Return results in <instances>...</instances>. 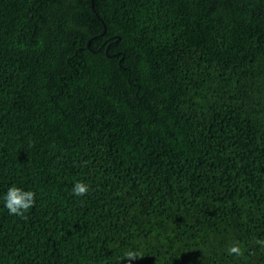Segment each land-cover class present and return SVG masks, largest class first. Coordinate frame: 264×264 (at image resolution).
<instances>
[{"label": "trees", "instance_id": "1", "mask_svg": "<svg viewBox=\"0 0 264 264\" xmlns=\"http://www.w3.org/2000/svg\"><path fill=\"white\" fill-rule=\"evenodd\" d=\"M257 239L264 0H0V264H264Z\"/></svg>", "mask_w": 264, "mask_h": 264}, {"label": "clouds", "instance_id": "2", "mask_svg": "<svg viewBox=\"0 0 264 264\" xmlns=\"http://www.w3.org/2000/svg\"><path fill=\"white\" fill-rule=\"evenodd\" d=\"M90 191V185L83 181H76L73 185L72 193L74 196L83 197ZM36 193L26 191L20 187L12 186L8 189L4 197V206L10 215L25 217V214L35 205ZM255 244L264 250V239L255 240ZM245 249H242L239 241L233 242L227 249L228 255L243 257ZM129 260L138 257V254L133 251L126 253Z\"/></svg>", "mask_w": 264, "mask_h": 264}, {"label": "water", "instance_id": "3", "mask_svg": "<svg viewBox=\"0 0 264 264\" xmlns=\"http://www.w3.org/2000/svg\"><path fill=\"white\" fill-rule=\"evenodd\" d=\"M92 7H94V0H92ZM99 19H100V17H99ZM101 20V19H100Z\"/></svg>", "mask_w": 264, "mask_h": 264}, {"label": "flooded vegetation", "instance_id": "4", "mask_svg": "<svg viewBox=\"0 0 264 264\" xmlns=\"http://www.w3.org/2000/svg\"><path fill=\"white\" fill-rule=\"evenodd\" d=\"M90 44H91V41L89 42V46H90Z\"/></svg>", "mask_w": 264, "mask_h": 264}]
</instances>
